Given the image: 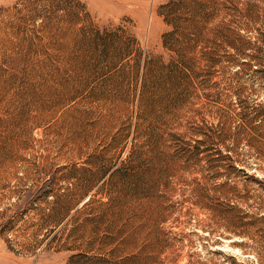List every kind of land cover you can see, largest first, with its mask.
I'll list each match as a JSON object with an SVG mask.
<instances>
[{
    "label": "rangeland",
    "instance_id": "rangeland-1",
    "mask_svg": "<svg viewBox=\"0 0 264 264\" xmlns=\"http://www.w3.org/2000/svg\"><path fill=\"white\" fill-rule=\"evenodd\" d=\"M76 1L0 0V264H264V0Z\"/></svg>",
    "mask_w": 264,
    "mask_h": 264
},
{
    "label": "trees",
    "instance_id": "trees-1",
    "mask_svg": "<svg viewBox=\"0 0 264 264\" xmlns=\"http://www.w3.org/2000/svg\"><path fill=\"white\" fill-rule=\"evenodd\" d=\"M71 3L74 5L73 7H63V10L65 11V14L68 16H71L72 19H80V9L78 7H82L79 4V1L76 0H70ZM218 205H221L222 207V214L219 216L224 220V222L227 224L225 225L227 230H229L233 235L241 238V239H249L255 244L263 241L261 237L254 238L253 236L248 235V231L252 229L253 227H256L260 221H264V215H260L258 217H255L247 212H245L243 209L239 208L237 204H229V203H219ZM240 247L244 246L243 241L238 243Z\"/></svg>",
    "mask_w": 264,
    "mask_h": 264
}]
</instances>
